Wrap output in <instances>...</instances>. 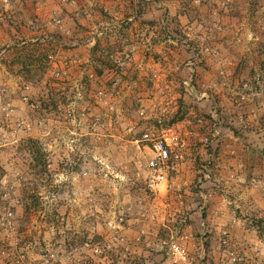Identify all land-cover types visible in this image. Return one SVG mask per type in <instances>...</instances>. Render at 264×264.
<instances>
[{"label": "rangeland", "instance_id": "374dc122", "mask_svg": "<svg viewBox=\"0 0 264 264\" xmlns=\"http://www.w3.org/2000/svg\"><path fill=\"white\" fill-rule=\"evenodd\" d=\"M164 128L183 144L151 188ZM172 241L264 264V0H0V249L172 264Z\"/></svg>", "mask_w": 264, "mask_h": 264}, {"label": "built area", "instance_id": "2783aa9c", "mask_svg": "<svg viewBox=\"0 0 264 264\" xmlns=\"http://www.w3.org/2000/svg\"><path fill=\"white\" fill-rule=\"evenodd\" d=\"M142 139L151 152L147 161L148 185L154 188L166 180V167L169 161L179 157L177 150L183 143L179 134L171 128H164L158 134L145 132ZM204 141H207V138H204ZM167 255L172 264H197L186 247L176 241L169 244ZM0 258L7 259L5 262L0 259V264H24L25 255L0 249Z\"/></svg>", "mask_w": 264, "mask_h": 264}, {"label": "trees", "instance_id": "16d2710c", "mask_svg": "<svg viewBox=\"0 0 264 264\" xmlns=\"http://www.w3.org/2000/svg\"><path fill=\"white\" fill-rule=\"evenodd\" d=\"M34 62H36L38 65L41 61V57L34 56ZM25 60V61H24ZM22 61L23 66L26 64H31L32 61H28L27 59H24ZM41 105L43 107H46L47 103L43 99L41 100ZM21 147L23 150H26L29 157L30 162L29 166L31 169L35 170L36 172H42L47 170V160H46V152L44 151L43 147L41 146V143L39 140L33 138V137H27L21 142Z\"/></svg>", "mask_w": 264, "mask_h": 264}, {"label": "crops", "instance_id": "0c3cea01", "mask_svg": "<svg viewBox=\"0 0 264 264\" xmlns=\"http://www.w3.org/2000/svg\"><path fill=\"white\" fill-rule=\"evenodd\" d=\"M236 138H240V137L236 136ZM234 174H235V173H234ZM234 174H233V175H234ZM237 174H238V171L236 172V175H237ZM255 177H257V176H255ZM251 178H254V177L252 176V177H250V179H251Z\"/></svg>", "mask_w": 264, "mask_h": 264}, {"label": "water", "instance_id": "95a60500", "mask_svg": "<svg viewBox=\"0 0 264 264\" xmlns=\"http://www.w3.org/2000/svg\"><path fill=\"white\" fill-rule=\"evenodd\" d=\"M238 137H240V136H238Z\"/></svg>", "mask_w": 264, "mask_h": 264}]
</instances>
